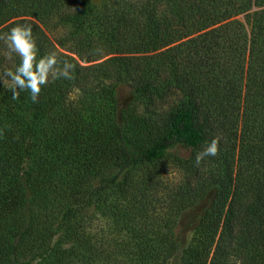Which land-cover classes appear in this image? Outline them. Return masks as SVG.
<instances>
[{
	"label": "trees",
	"instance_id": "16d2710c",
	"mask_svg": "<svg viewBox=\"0 0 264 264\" xmlns=\"http://www.w3.org/2000/svg\"><path fill=\"white\" fill-rule=\"evenodd\" d=\"M18 25L73 67L36 102L0 83V264H264V0H0V36ZM19 63L0 39V77ZM111 80L127 103L92 91ZM214 138L210 182L195 153ZM169 158L186 179L156 205L145 171Z\"/></svg>",
	"mask_w": 264,
	"mask_h": 264
},
{
	"label": "rangeland",
	"instance_id": "374dc122",
	"mask_svg": "<svg viewBox=\"0 0 264 264\" xmlns=\"http://www.w3.org/2000/svg\"><path fill=\"white\" fill-rule=\"evenodd\" d=\"M81 65H84V64H81ZM4 81L5 80L0 77V83L2 85H5ZM104 87H113L116 90L117 98L121 105L127 103L130 100L129 85L117 83L113 80L97 81V82H94L92 91L94 92V94H100L101 89H103ZM79 95H80V92L78 90L76 89L71 90V93H70L71 100H76V98L79 97ZM144 105H145L144 103H140L137 106L138 107L137 110L140 112L141 115L144 114ZM201 151L202 149L196 151L195 154ZM180 155L183 158H189L191 156V152L187 150H181ZM202 160H203L202 166H199V168L201 171V176H203V179L205 180L208 179L210 182H212L214 179H219V178L221 179L222 176H224L222 175L223 173L222 166L217 165L215 162L206 163L204 162L206 160L204 159ZM149 173H152V175L159 174L161 178V184H159V186L155 190H153L155 194L152 191H150L152 192L151 196L154 197L155 201L157 202L159 201L158 203H156V205H159L163 202L162 199L166 191H171L172 188L180 186L181 184L184 183L186 179V172L183 171L180 167H178V165L174 161V158H169L166 161H163L162 163L157 165L156 167H153L152 169L145 171V174L148 175ZM202 204L205 206V202H203ZM150 206H153V205L151 204ZM153 208L154 207H151V209ZM151 209L147 207V211H151ZM202 211L203 209L200 204L198 207L195 208L193 212H188L178 222V225H177L178 228H181V229L183 228L185 230L187 229L186 239H189L191 237V233L188 232L190 230L189 229L190 224L194 223L197 220V218L199 217ZM93 218H94L93 220L94 223L91 226V228H88L89 231H91V233H93L94 235H98L100 238H104V239H107L109 238L110 235L115 234L113 231H111V229L116 228L115 224L108 216L96 215ZM122 235L125 236V234H122ZM50 262L52 261L42 260L38 262H33L32 264H48Z\"/></svg>",
	"mask_w": 264,
	"mask_h": 264
},
{
	"label": "clouds",
	"instance_id": "9594fccd",
	"mask_svg": "<svg viewBox=\"0 0 264 264\" xmlns=\"http://www.w3.org/2000/svg\"><path fill=\"white\" fill-rule=\"evenodd\" d=\"M8 48V55L11 57L15 54L20 58V63L15 71H7L5 73V87L12 90L13 99H18L20 91H28L30 99L36 102L42 86L49 83V75L52 79H57L59 76L71 79L68 69L73 65L65 62L63 69L57 70L56 55L50 54L40 60L36 59L35 41L32 39L31 26L18 25L10 29V32L0 36ZM19 89V91L17 90ZM218 138H214L203 151L198 152L196 156L197 165L202 159L207 156H216L218 154Z\"/></svg>",
	"mask_w": 264,
	"mask_h": 264
}]
</instances>
